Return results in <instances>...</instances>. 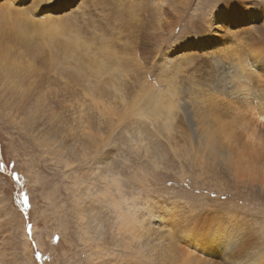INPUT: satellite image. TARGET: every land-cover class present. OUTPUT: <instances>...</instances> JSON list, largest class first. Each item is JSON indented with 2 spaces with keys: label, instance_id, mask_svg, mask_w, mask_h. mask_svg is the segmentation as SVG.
Segmentation results:
<instances>
[{
  "label": "rangeland",
  "instance_id": "374dc122",
  "mask_svg": "<svg viewBox=\"0 0 264 264\" xmlns=\"http://www.w3.org/2000/svg\"><path fill=\"white\" fill-rule=\"evenodd\" d=\"M222 10L227 13L226 16L221 14ZM252 12L258 15L260 13V20L258 17L254 20ZM217 15L221 17L218 18L220 21L214 20ZM30 17L43 19L45 23L36 21L27 25L22 24L30 22ZM249 17L252 18V22L249 21ZM24 18L27 20L24 21ZM263 22L264 0H38L37 2L0 0V78L4 76L0 80V264H102L108 256L110 257V254L107 257L101 254L103 248L108 247L105 246L107 238L111 236L108 232V223L113 221L112 209L108 207L107 202L110 197L106 199L107 193L103 192L105 182L103 183L100 179L103 175L100 170L103 165L117 168L120 185L123 184L121 193L130 195L140 207L148 206V212H157L169 221L176 234L172 243L177 251V264H182L178 256L181 248V258L185 264L198 262V264L203 262L204 264H228V262L231 264L234 259L246 264L249 262L254 264L252 261L256 264L259 260L258 264H264V185L262 184L264 177L259 179L260 183L242 174L235 175L232 169L224 167L222 163L219 164V161L214 159V157L219 159L218 154L222 150L220 145L224 142L223 136L226 134L225 130H221L224 129L221 122L225 121L223 119L227 116L224 105H233V111H235L234 106H238L236 100H241V93L238 91L240 84L253 87L254 80L250 79L252 77L242 80L241 75L237 74H246L242 69L246 65L243 62L244 56L253 62L256 56L264 53V31L258 30ZM42 24L49 25L48 30L44 31L46 36L39 31V26L41 27ZM25 29H27L26 32ZM66 33L79 43L75 48L70 49L65 44ZM20 35H23L25 40ZM48 35L53 36L52 38L57 41L52 40ZM83 46L85 48L88 46V50L83 49ZM103 48L109 49L108 57L104 56ZM235 54L239 56L240 61L234 58ZM105 59L109 61L111 59L113 65L110 67V64H105ZM183 59L188 62H182ZM162 60L171 67L172 65L175 67H172L175 69L173 74L177 69L175 72L177 75H173L172 83L175 82L176 90L181 89L179 92L182 93L177 91L178 96L185 95L186 99H182L183 96L182 100L178 97L176 103H179V100L187 101V105L181 103L182 108L185 107L186 110L190 108L187 112H191L189 116L176 115V119L172 115L169 121L170 128H166L163 119L161 123H156L151 114L152 101L145 98L149 90L155 86L167 89L166 93L172 92V84L168 87L169 89L162 85L166 82V74H171V70L167 72L164 67H161L163 64L165 66ZM51 62L55 64L56 69L61 68L54 70ZM119 63L123 71L126 69L125 74L115 72L116 76L106 73L105 76L103 75L101 69L105 67L112 71L113 67ZM217 63H222V66ZM178 64L181 65L180 68ZM216 64L219 65L218 68ZM62 65H64L63 68ZM97 65L99 67H96ZM90 66H93V69ZM6 67L13 70V76L3 72L9 71ZM64 67L67 69L65 70ZM261 67L264 73V58ZM97 68L101 70V73ZM178 68L182 71H178ZM71 69L73 70L69 74L66 73ZM255 69L256 71H253ZM60 70L63 71L57 72ZM76 70L81 71V74L85 71L88 81L83 79L86 74L79 75L78 79L75 78L77 81L81 80L79 81L81 83L70 80L74 79ZM250 71L257 75L258 71H261L260 66H255ZM88 74H91L93 78ZM207 74L208 77H206ZM190 75L195 79L190 78ZM11 77L15 78L12 83L9 80ZM116 79L118 80L115 81ZM192 79L196 81L195 84L192 83ZM231 84L232 86H229ZM196 87L199 89L196 90ZM194 91H198V94ZM234 92H237V95H234ZM254 93L256 94L252 93L250 99L245 98V100L257 105L260 99L257 96L258 92L254 90ZM52 99L57 102L54 100L53 103ZM187 99L196 102L194 108ZM59 106L62 111L58 109ZM29 107L41 110L45 115H29ZM51 115L56 117L50 118ZM190 117L194 121L192 119L191 121ZM46 118L51 121L47 123L48 125H41L42 119L46 120ZM181 123H185L189 129ZM152 128L155 129L153 132ZM43 130L46 131L43 132ZM207 134L212 137L208 139ZM62 137H65V142L61 141ZM146 139L147 142H145ZM76 140L78 142H75ZM211 140L216 145L214 151L207 147ZM73 142L79 147L78 150L81 149L79 153H72ZM94 142L101 144V150L97 151L98 153L89 149V145H93ZM230 143L233 144V142ZM140 146L142 149L139 148ZM159 147L169 150L168 153L171 156L167 153L166 158L160 157L157 149ZM113 149H115L114 152ZM110 152L111 156L106 164L97 163L98 158ZM121 179L125 181L122 182ZM25 196L27 204L24 203ZM102 196L105 197L102 198ZM147 196L150 198L148 199ZM142 198L148 200V205L143 203ZM95 210L96 214H94ZM143 211L145 210L140 209L141 214ZM174 212H176L175 215ZM187 212L190 218H193L190 222L185 220L183 214ZM236 215L241 217L240 228L234 230L227 228L228 224L231 225L227 219L233 220L232 218ZM81 216L85 217L84 220ZM92 218H96L94 219L96 222L101 220L97 222L99 226ZM193 221L196 222L195 225ZM112 225L114 224H109V227L114 233L116 230L120 231L116 225ZM213 234L215 241H211ZM254 236L257 239L253 238ZM195 241L198 242L201 250L192 247L197 244ZM249 247L253 249L254 257L246 252V249H250ZM110 249L115 252L123 250L119 247ZM186 258H189V261Z\"/></svg>",
  "mask_w": 264,
  "mask_h": 264
},
{
  "label": "bare ground",
  "instance_id": "6f19581e",
  "mask_svg": "<svg viewBox=\"0 0 264 264\" xmlns=\"http://www.w3.org/2000/svg\"><path fill=\"white\" fill-rule=\"evenodd\" d=\"M35 2H37L38 0H34ZM48 1H50V0H48ZM120 1V0H119ZM111 2V1H110ZM163 2V1H162ZM224 2V1H223ZM38 3H41V2H38ZM80 3V2H79ZM83 3H84V1H83ZM159 3V2H158ZM165 2H163V4H164ZM253 3H256V2H254L253 1ZM222 4V3H221ZM82 5V4H81ZM121 5V4H120ZM165 5V4H164ZM257 5V4H256ZM153 6V5H152ZM161 6V5H160ZM183 6V5H182ZM259 6H261V5H259ZM157 7V6H156ZM165 7V6H164ZM224 7V6H223ZM254 7V6H253ZM258 7V6H257ZM262 7H263V5H262ZM94 8V7H93ZM160 8H162V7H160ZM175 8V7H174ZM252 8V7H251ZM142 9V8H141ZM157 9V8H156ZM140 10V9H139ZM141 11V10H140ZM219 11V10H218ZM133 13V12H132ZM2 14V13H1ZM221 14H223V15H225L226 16V14L227 13H225V11L224 10H222V13ZM135 15V14H134ZM206 15V14H205ZM120 16V15H119ZM252 16L254 17V20H255V18H259V20H260V18H261V14L259 13V15L258 14H256V13H254V12H252ZM101 17V16H100ZM210 18H211V16H210ZM218 18H221L220 16H215L214 17V20H217ZM250 18V22H252V18L251 17H249ZM17 19H18V17H17ZM31 21L30 22H24L25 20H27V18H24V23H22V24H24V25H27V23H32V22H36V21H38L39 23H42V22H44L43 21V19H37V18H29ZM207 20H209V19H207ZM219 20V19H218ZM258 20V21H259ZM109 21V20H108ZM135 21V20H134ZM141 21V20H140ZM220 21V20H219ZM121 22V21H120ZM136 22V21H135ZM197 22V21H196ZM45 23V22H44ZM132 23V22H131ZM203 23V22H202ZM206 23V22H205ZM155 24V23H154ZM193 24V23H192ZM208 24V23H207ZM206 24V25H207ZM257 24V23H256ZM199 25V24H198ZM201 25V24H200ZM30 26H31V24H30ZM153 26V25H152ZM37 27H38V25H37ZM48 27H49V25L48 24H42L41 25V27L39 26V31H40V33L41 34H43L44 33V31L47 29L48 30ZM113 27V26H112ZM156 27V26H155ZM191 27V26H190ZM208 27H209V25H208ZM218 27V26H217ZM250 27H251V25H250ZM257 27V26H256ZM19 28H21L20 26H19ZM151 28V27H150ZM189 28V27H188ZM195 28V27H194ZM197 28V27H196ZM195 28V29H196ZM205 28H207V26L205 27ZM214 28V27H213ZM190 29V28H189ZM218 29V28H217ZM244 29V28H243ZM252 29V28H251ZM253 29H254V27H253ZM258 29V28H257ZM199 30V29H198ZM203 30V29H202ZM256 30V29H255ZM258 30H262V31H264V22H263V24H262V26L260 25L259 26V29ZM25 32L27 31V29H25L24 30ZM131 31H133V30H131ZM151 31V30H150ZM204 31V30H203ZM152 32V31H151ZM212 32V31H211ZM253 32H254V30H253ZM256 32V31H255ZM258 32V31H257ZM22 33V32H21ZM46 33V32H45ZM45 33H44V35H45ZM49 33V32H48ZM53 33H55V32H53ZM116 33V32H115ZM140 33V32H139ZM153 33V32H152ZM187 33V32H186ZM204 33V32H203ZM215 33V32H214ZM218 33V32H217ZM18 34H20V33H18ZM23 34V33H22ZM50 34V33H49ZM170 34V33H169ZM201 34V33H200ZM239 34V33H238ZM238 34L236 35V36H238ZM255 34V33H254ZM26 35H27V33H26ZM136 35V34H135ZM138 35V34H137ZM215 35V34H214ZM229 35V34H228ZM235 35V34H234ZM241 35V34H240ZM239 35V36H240ZM250 35H252L251 34V32H250ZM259 35H261V34H259ZM21 36V35H20ZM20 36H19V38H20ZM46 36V35H45ZM49 36V35H48ZM174 36V35H173ZM202 36V35H201ZM209 36V35H208ZM216 36V35H215ZM244 36V35H243ZM1 37V36H0ZM21 37H23V39H24V36L22 35ZM49 37H51V35L49 36ZM53 37V36H52ZM51 37V39L53 40V39H55V38H52ZM68 37V38H67ZM139 37V36H138ZM171 37V36H170ZM229 37H230V35H229ZM66 40H64L65 41V44L66 45H68V47L70 48V49H73V48H75V46H77L79 43L74 39V38H72V37H70V36H68V34L66 33ZM104 38V37H103ZM116 38V37H115ZM173 38V37H172ZM171 38V39H172ZM179 38V37H178ZM210 38V37H209ZM238 38V37H237ZM245 38H247V37H245ZM245 38H244V40H245ZM48 39V38H47ZM111 39V38H110ZM25 40V39H24ZM27 40V39H26ZM56 40V39H55ZM164 40V39H163ZM194 40V39H193ZM243 40V41H244ZM247 40V39H246ZM245 40V41H246ZM57 41V40H56ZM63 41V42H64ZM114 41V40H113ZM171 41V40H170ZM241 41V40H240ZM248 41V40H247ZM254 41V40H253ZM27 42V41H26ZM169 42V41H168ZM173 42V41H172ZM191 42V41H190ZM242 42V41H241ZM19 43V42H18ZM32 43V42H31ZM35 43V42H34ZM178 43V42H177ZM202 43V42H201ZM205 43V42H204ZM236 43H237V41H236ZM250 43V42H249ZM136 44V43H135ZM160 44V43H159ZM3 45V44H2ZM9 45V44H8ZM87 45V44H86ZM131 45V44H130ZM238 45V44H237ZM240 45V44H239ZM243 45V44H242ZM12 46V45H11ZM15 46V45H14ZM29 46V45H28ZM245 46H247V45H245ZM33 47V46H32ZM36 47V46H35ZM38 47V46H37ZM84 47V46H83ZM130 47V46H129ZM154 47V46H153ZM224 47V46H223ZM264 47V46H263ZM40 48V47H39ZM87 48V50H88V46L86 47ZM86 48L84 47L83 49H85L86 50ZM89 48H90V45H89ZM99 48V47H98ZM171 48H173V47H171ZM221 48V47H220ZM227 48V47H226ZM226 48H224V49H226ZM236 48V47H235ZM238 48V47H237ZM246 48V47H245ZM257 48H258V46H257ZM28 49V48H27ZM30 49H31V47H30ZM34 49V48H33ZM82 49V50H83ZM91 49V48H90ZM95 49H97V48H95ZM145 49V48H144ZM233 49V48H232ZM79 50V49H78ZM222 50V49H221ZM261 50V49H260ZM259 50V51H260ZM94 51V50H93ZM99 51V50H98ZM160 51V50H159ZM222 51H224V52H227V51H225V50H222ZM239 51V50H238ZM202 52V51H201ZM233 52H235V51H233ZM245 52V51H244ZM247 52V51H246ZM253 52V51H252ZM262 52V51H261ZM90 53H91V51H90ZM213 53H215V52H213ZM223 55H224V53L223 52H221ZM248 53V52H247ZM103 54H104V56L105 55H107V57L109 56V54H110V52H109V49L107 48H103ZM180 54V53H179ZM197 54V53H196ZM210 54V53H209ZM226 54V53H225ZM228 54V53H227ZM230 54V53H229ZM264 53H262V55H258V56H256L255 58V60H253V62L250 60V59H248V58H246V56H244L245 58V61H243L244 63H246V65H245V68L243 67L242 69L245 71V73L246 74H241V73H238L237 75H241V78H242V80H247L249 77H252V78H250V79H253L254 80V84H253V87H251V86H249V85H245V84H240L241 86L239 87V92L241 93V100H239V99H237L236 100V102H238V106L237 107H235L234 106V108H235V111H233L234 109H233V105H224L226 108H225V114H227V116H226V118L229 116L230 118H224L223 120H225V121H223V122H221V124H222V126H224V129H221V130H225L226 131V134H225V136H223V137H225L224 138V142L220 145V148L222 149L221 150V152H219L220 154H218V157H219V159L218 158H216V157H214V159H215V161H219V164L220 163H222L223 165H224V167L225 166H227V168H229V169H232L233 170V172H235L234 174L235 175H237V174H242V175H244V176H246L247 178H250V180H258L260 183H261V180H259L261 177H264V73L262 72V67H261V63H262V61H263V58H264V55H263ZM76 55V54H75ZM80 55V54H79ZM213 55H215V54H213ZM217 55V54H216ZM249 55V54H248ZM10 56V55H9ZM72 56V55H71ZM234 56H236V57H234V58H236V59H239V61H240V58H239V56L237 55V54H235ZM250 56V55H249ZM106 57V56H105ZM159 57V56H158ZM196 57V56H195ZM209 57V56H208ZM217 57V56H216ZM216 57H214V59L216 58ZM219 57V56H218ZM233 57V56H232ZM243 57V56H242ZM241 57V58H242ZM60 58V57H59ZM97 58V57H96ZM165 58V57H164ZM199 58H201V57H199ZM212 58V57H211ZM228 58V57H227ZM229 58H231V57H229ZM72 59V58H71ZM77 60H78V58H76ZM102 59V58H101ZM157 59V58H156ZM196 59H198L197 57H196ZM202 59V58H201ZM235 59V60H236ZM52 60V59H51ZM61 60V59H60ZM63 60V59H62ZM106 60V59H105ZM104 60V61H105ZM127 60V59H126ZM138 60H139V58H138ZM166 60V59H165ZM164 60V61H165ZM188 60V59H187ZM189 60H192V59H189ZM205 60V59H204ZM216 60V59H215ZM219 60H221V59H219ZM59 61V60H58ZM58 61H56V62H58ZM163 61V60H162ZM163 61V62H164ZM186 61V59H183V61L182 62H185ZM193 61V60H192ZM194 61H195V59H194ZM206 61V60H205ZM216 61H218V59L216 60ZM224 61V60H223ZM222 61V62H223ZM230 61V60H229ZM55 62V63H56ZM62 62V61H61ZM64 62V61H63ZM70 62H71V60H70ZM77 62V61H76ZM112 61H111V59H110V61L109 60H106V62H104L105 64H110V67H111V65H113L112 63H111ZM166 62V61H165ZM164 62V63H165ZM186 62H188V61H186ZM201 62V61H200ZM221 62V61H220ZM228 62V61H227ZM233 62V61H232ZM96 63H97V60H96ZM96 63H94L95 65H96ZM100 63V62H99ZM149 63V62H148ZM199 63V62H198ZM229 63H231V62H229ZM240 63H242V62H240ZM51 64L53 65V62H51ZM59 64V63H58ZM68 64V63H67ZM71 64V63H70ZM90 64V63H89ZM101 64V63H100ZM136 64V63H135ZM140 64H141V62H140ZM192 64V63H191ZM196 64V63H195ZM217 64H219V63H217ZM217 64H216V67L218 68L219 67V65L220 66H222L221 64H219L218 66H217ZM49 65V64H48ZM51 65V66H52ZM55 65V64H54ZM54 65H53V67H54ZM78 65V64H77ZM94 65V66H95ZM144 65V64H143ZM147 65V64H146ZM179 65V64H178ZM196 65H198V64H196ZM213 65H215V63L213 62ZM223 65H225V64H223ZM263 65V64H262ZM10 66V65H9ZM19 66V65H18ZM45 66V65H44ZM58 66V65H57ZM61 66V65H60ZM63 66L64 65H62V68H63ZM67 66V65H66ZM102 66V65H101ZM122 66H124V65H122ZM160 66V65H159ZM180 66L181 65H179V68H180ZM183 66H185V65H183ZM255 66H260V70L261 71H258V73L259 74H257V75H254V72L253 71H256V69L255 70H253L252 72L250 71L251 69H254V67ZM1 67V66H0ZM91 67V66H90ZM93 67V66H92ZM91 67V68H92ZM96 67H99L98 65L96 66ZM116 67V68H115ZM115 67H113V69L114 70H112V71H109V69L108 68H105L104 67V69H101L102 71H103V75L106 73V74H108V75H113V76H116V73L115 72H121V74L123 75V73L125 74V70L123 71L121 68H120V63L119 64H117V65H115ZM156 67V66H155ZM162 68L164 67L165 68V70L168 72V70H171V74H166V82L165 83H162L161 81H159L160 83H162V85L164 86V87H170L171 86V84H172V92H168L169 93V95H167L168 93H166L167 91H165V90H167V89H163V87L162 88H157L156 86L153 88V89H150L149 90V92L145 95L146 97V100H151L152 101V106H151V109H152V112H151V114L154 116V118H155V120H156V123H161L162 121H161V119H163V120H165V123H166V128H170L169 126V121H170V119H171V117H172V115H174V117H175V119H176V115H190V113L189 112H187V111H189V109L188 110H186V108L185 107H183L182 108V104L181 103H186L185 105H187V101H185V102H182L181 100L183 99V98H185L186 99V97H185V95H182V94H180V96L182 97V99H181V97H179L178 96V93H182V92H179V90H181L180 88L179 89H177L176 90V88H177V86H175V82H173L172 83V81H173V75L174 74H176L175 72L177 71V69H176V71L174 72V74H173V69L175 68L173 65H172V67H174L173 69H172V67L170 66V65H168L167 63H165V66H164V64L161 66ZM178 67V66H177ZM176 67V68H177ZM197 67H199V66H197ZM201 67H202V65H201ZM238 67V66H237ZM7 68V67H6ZM5 68V69H6ZM59 68H61V67H58L57 69H59ZM73 68V67H72ZM123 68H125V67H123ZM128 68V67H127ZM135 68V67H134ZM148 68V67H147ZM178 68V71L180 70V71H182L183 70V67H182V70L181 69H179ZM204 68V67H203ZM202 68V69H203ZM228 68V67H227ZM4 69V70H5ZM41 69V68H40ZM56 68L54 67V70H55ZM56 69V70H57ZM64 69H65V67H64ZM67 69V68H66ZM65 69V70H66ZM93 69V68H92ZM94 69H95V67H94ZM98 69V68H97ZM96 69V70H97ZM129 69V68H128ZM187 69H189V68H187ZM208 69V68H207ZM241 69V70H242ZM249 69V70H248ZM2 70H3V68H2ZM1 70V71H2ZM7 70H9V71H3L4 73H6V72H8V73H10V75L11 76H13L14 75V73H13V70L12 69H10V68H7ZM73 69H71V70H67L66 71V73L68 72V74H69V72L70 71H72ZM80 70V69H79ZM95 70V71H96ZM99 70V69H98ZM101 70H99V73H101L100 71ZM163 70V69H162ZM175 70V69H174ZM197 70V69H196ZM206 70V69H205ZM204 70V71H205ZM215 70V69H214ZM220 70V69H219ZM229 70V69H228ZM238 71H239V69H237ZM242 70V71H243ZM51 71V70H50ZM63 71V70H62ZM61 70L60 71H57V72H62ZM75 71V70H74ZM77 71V70H76ZM94 71V72H95ZM131 71V70H130ZM158 71V70H157ZM190 71V70H189ZM210 70H208V72H209ZM216 71V70H215ZM223 72H224V70H222ZM90 72H92L91 70H90ZM129 72V71H128ZM159 72V71H158ZM187 72V71H186ZM192 73H193V71H191ZM190 72V73H191ZM229 72V71H228ZM231 72V71H230ZM233 72V71H232ZM234 72H235V70H234ZM63 73H65V72H63ZM74 73V72H73ZM99 73H97V75H99ZM134 73V72H133ZM237 73V72H236ZM1 74V73H0ZM67 74V76H69ZM84 74H86L85 73V71H84V73L82 72V74H81V71H77V72H75V76H74V79H70V80H76V79H78V76L79 75H83L84 76ZM119 74V73H118ZM140 74V73H139ZM187 74V73H186ZM2 75H3V73H2ZM9 75V76H10ZM50 75V74H49ZM61 75V74H60ZM63 75V74H62ZM71 75V74H70ZM74 75V74H73ZM130 75V74H129ZM132 75V74H131ZM177 75V74H176ZM205 75V74H204ZM215 75H216V73H215ZM72 76V75H71ZM83 76H82V78H83ZM87 74L84 76V78L83 79H86L87 81H88V79H87ZM88 76H90V77H92V75L90 74H88ZM96 76V75H95ZM94 76V77H95ZM99 76H101L102 77V75H99ZM105 76V75H104ZM183 76V75H182ZM186 77H187V75H185ZM197 76V75H196ZM201 76V75H200ZM217 76V75H216ZM231 76H233V75H231ZM236 76V75H235ZM4 76H2L1 78H3ZM97 77V76H96ZM96 77H95V80H96ZM119 77V76H118ZM121 77V76H120ZM153 77V76H152ZM185 77V78H186ZM189 77V76H188ZM193 77V76H192ZM191 77V75H190V78H192ZM197 77H199V76H197ZM202 77V76H201ZM206 77H208V74H207V76ZM1 78H0V80H1ZM7 78V77H6ZM46 78V77H45ZM71 78H73V77H71ZM76 78V79H75ZM81 77H79V79H80ZM81 78V79H82ZM93 78V77H92ZM91 78V79H92ZM116 78V77H115ZM126 78V77H125ZM124 78V79H125ZM140 78V77H139ZM194 78V77H193ZM230 78V77H229ZM235 78H239V77H235ZM240 78V79H241ZM33 79V78H32ZM136 79V78H135ZM189 79V78H188ZM195 79V78H194ZM194 79H192L193 80V82L192 83H194L195 84V82H194ZM197 79V78H196ZM208 79V78H207ZM211 79V78H210ZM228 79V78H227ZM9 80H11V83L15 80V78L14 77H11V79H9ZM69 80V79H68ZM86 80H82L83 82L84 81H86ZM90 80V79H89ZM118 79H116L115 81H117ZM146 80V79H145ZM215 80V79H214ZM223 80V79H222ZM221 80V81H222ZM32 81V80H31ZM54 81V80H53ZM57 81V80H56ZM77 81V80H76ZM79 81H81V80H78L77 82L78 83H81V82H79ZM133 81H134V79H133ZM155 81H156V79H155ZM175 81V80H174ZM226 81V80H225ZM236 81V80H235ZM249 81V80H248ZM251 81V80H250ZM257 81H258V85H257ZM2 82V81H1ZM5 82V81H4ZM70 82V81H69ZM77 82H75V83H77ZM101 83H102V81H100ZM100 82H99V84H100ZM113 82H114V78H113ZM135 82V81H134ZM177 82V81H176ZM188 82V81H187ZM190 82V81H189ZM201 82V81H200ZM218 82V81H217ZM228 82V81H227ZM226 82V83H227ZM232 83H233V81H231ZM231 82H229V83H231ZM7 83V82H6ZM10 83V82H9ZM36 83V82H35ZM57 83V82H56ZM109 83V82H108ZM111 83V82H110ZM191 83V82H190ZM191 83V84H192ZM203 83V82H202ZM205 83V82H204ZM216 83V82H215ZM240 83V82H239ZM263 83V84H262ZM95 84H96V82H95ZM98 84V85H99ZM103 84H105V83H103ZM133 84V83H132ZM179 84H180V80H179ZM183 84H185V83H183ZM186 84H188L189 85V83H186ZM3 85V84H2ZM93 85V84H92ZM125 85V84H124ZM177 85V84H176ZM197 85V84H196ZM203 85V84H202ZM217 85V84H216ZM222 85V84H221ZM228 85V84H227ZM4 86V85H3ZM11 86V85H10ZM96 86V85H95ZM180 86V85H179ZM199 86H201V84L199 85ZM223 86V85H222ZM226 86V85H225ZM229 86H232V84L231 85H229ZM233 86L234 87H236L234 84H233ZM6 87V86H5ZM100 87V86H99ZM123 87V86H122ZM207 87V86H206ZM205 87V88H206ZM213 87H215V85L213 86ZM212 87V88H213ZM258 87V88H257ZM2 88V87H1ZM98 88V87H97ZM189 88V87H188ZM209 88V87H208ZM76 89V88H75ZM84 89V88H83ZM169 89V88H168ZM187 89V88H186ZM185 89V90H186ZM197 89H199V87H196V90ZM214 89V88H213ZM230 89H232V88H230ZM2 90H4V89H2ZM176 92H175V91ZM185 90H183V91H185ZM188 90V89H187ZM203 90H205L204 88H203ZM212 90V89H211ZM215 90V89H214ZM218 90V89H217ZM216 90V91H217ZM228 90V89H227ZM234 90V89H233ZM232 90V91H233ZM254 90L256 91V92H258V97H259V99L260 100H258V104L257 105H255L253 102H250V101H247V99L245 100V98H249L251 95H252V93L253 94H256V93H254ZM177 91H178V93H177ZM207 91V90H206ZM235 91V90H234ZM5 92V91H4ZM3 92V93H4ZM126 92V91H125ZM190 92H191V90H190ZM195 92V91H194ZM198 92V91H197ZM197 92H195V93H197ZM201 92H203V91H201ZM221 92V91H220ZM223 92V91H222ZM192 93V92H191ZM204 93V92H203ZM214 93V92H213ZM218 93V92H217ZM228 93V92H227ZM235 94L234 95H237L236 93L237 92H234ZM2 94V93H1ZM198 94V93H197ZM205 94H207L206 92H205ZM2 95H4V94H2ZM190 95V94H189ZM194 95V94H193ZM199 95H200V93H199ZM219 95V94H218ZM58 96V95H57ZM195 96V95H194ZM203 96H205V95H203ZM209 97V95H206V97ZM211 96V95H210ZM229 96H231V95H229ZM239 96H240V94H239ZM8 97V96H7ZM10 97V96H9ZM134 97V96H133ZM179 97V98H178ZM192 97V96H191ZM196 97V96H195ZM200 97H202V96H200ZM218 97V96H217ZM232 97V96H231ZM15 98V97H14ZM50 98V97H49ZM49 98H48V101H49ZM55 98V97H54ZM67 98V97H66ZM72 98V97H71ZM138 98V97H137ZM177 98L178 99H181V100H179V103H176V101H177ZM56 99V98H55ZM54 99V100H55ZM189 99V98H188ZM187 99V100H188ZM197 99V98H196ZM200 98H198V100H199ZM217 99H219V98H217ZM224 99V98H223ZM222 99V100H223ZM250 99V98H249ZM252 99V98H251ZM5 100H6V98H5ZM53 99H52V102L54 101ZM204 100V99H203ZM206 100V99H205ZM213 100H215V99H213ZM44 101H47V100H44ZM56 101V100H55ZM181 101V102H180ZM189 101V100H188ZM218 101H221V99H219ZM235 101V100H234ZM57 102V101H56ZM141 102V101H140ZM139 102V103H140ZM148 102V101H147ZM199 102V101H198ZM54 103V102H53ZM167 103V104H166ZM189 103H190V105L194 108V106H195V103L196 102H193L192 100L191 101H189ZM207 103L209 104V102H208V100H207ZM206 103V104H207ZM214 103V102H213ZM216 103H218V102H216ZM7 104V103H6ZM56 104V103H55ZM133 104H134V100H133ZM138 104V103H137ZM207 104V105H208ZM224 104V103H223ZM234 104V103H233ZM11 105H13V104H11ZM130 105V104H129ZM166 105V106H165ZM198 105V104H197ZM217 105V104H216ZM21 106H25L26 107V105H24V104H21ZM133 106V105H132ZM148 106H149V103H148ZM190 106V107H191ZM206 106V105H205ZM229 106V107H228ZM11 107V106H10ZM134 107V106H133ZM140 107V106H139ZM138 107V108H139ZM169 107L171 108V109H169ZM188 107V106H187ZM208 107H210V106H208ZM216 107H218V106H216ZM13 108V107H12ZM60 108V106L58 107V109ZM129 108H132V107H129ZM136 108V107H135ZM219 108V107H218ZM149 109V108H148ZM200 109V108H199ZM210 109V108H209ZM213 109V108H212ZM59 110H61V109H59ZM129 110V109H128ZM200 110H202V109H200ZM205 110V109H204ZM213 110H216L217 111V109H213ZM212 110V111H213ZM219 110H221V108L219 109ZM62 111V110H61ZM141 111V110H140ZM207 111V110H206ZM216 111H214V112H216ZM233 111V112H232ZM130 112H132V111H130ZM148 112V111H147ZM203 112V111H202ZM201 112V113H202ZM221 112V111H220ZM189 113V114H188ZM28 114L29 115H45V113L43 112V111H41V110H34V109H32V107H29V109H28ZM125 114V113H124ZM131 114V113H130ZM197 114V113H196ZM203 114H205V112L203 113ZM208 114V113H207ZM206 114V115H207ZM222 114V113H221ZM206 115H204L205 117H206ZM212 115V114H211ZM142 116H145V115H142ZM202 116V115H201ZM203 116V117H204ZM218 116V115H217ZM222 116V115H221ZM46 117H47V115H46ZM56 117V115H51L50 116V118H55ZM195 117H197V116H195ZM209 117V116H208ZM48 118V117H47ZM46 118V120H44V119H42V123H41V125H46L48 122H50L51 120L50 119H47ZM122 118H123V116H122ZM126 117H124V119H125ZM137 118V117H136ZM182 118V117H181ZM186 118V117H185ZM199 118V117H198ZM197 118V119H198ZM179 119V118H178ZM183 119V118H182ZM181 119V120H182ZM192 118L190 117V120H191ZM207 119V118H206ZM154 120V119H153ZM183 120H185V119H183ZM193 120V119H192ZM191 120V121H192ZM205 120V119H204ZM161 121V122H160ZM172 121V120H171ZM179 121V120H178ZM186 121V120H185ZM188 121V120H187ZM194 121V120H193ZM140 123H141V121H139ZM144 122V121H143ZM148 122H150V121H148ZM154 122V121H153ZM174 122V121H173ZM146 123V122H145ZM177 124L179 123V122H176ZM176 123H175V125H176ZM195 123V122H194ZM193 123V124H194ZM207 123V122H206ZM212 123V122H211ZM148 124V123H147ZM150 124H152V123H150ZM155 124V123H154ZM182 124V126H183V124H185V123H181ZM197 124H198V122H197ZM201 124V123H200ZM203 124V123H202ZM205 124V123H204ZM208 124V123H207ZM220 124V125H221ZM48 125V124H47ZM144 125V124H143ZM199 125V124H198ZM213 125V124H212ZM149 126V125H148ZM187 125L185 124V127H186ZM189 126V125H188ZM193 126V125H192ZM209 126V125H208ZM208 126H207V129H208ZM141 127H143V126H141ZM151 127V126H150ZM164 127H165V125H164ZM181 127V126H180ZM210 127V126H209ZM144 128V127H143ZM187 128V127H186ZM191 128V127H190ZM197 127L195 126V129H196ZM198 128H200V127H198ZM187 129H189V128H187ZM193 129V128H192ZM202 130L204 129V128H201ZM211 129V128H210ZM209 129V130H210ZM143 130H146V129H143ZM149 130H151V129H149ZM155 130V129H154ZM153 130V128H152V132L154 131ZM157 130H158V128H157ZM156 130V131H157ZM171 130H172V127H171ZM205 130V129H204ZM46 130H43V132H45ZM141 131V130H140ZM179 131V130H178ZM190 131H192V130H190ZM196 131V130H195ZM198 131H200V130H198ZM206 131V130H205ZM214 131V130H213ZM143 132V131H142ZM181 132V131H180ZM193 132V131H192ZM207 132H209V131H207ZM223 132V131H222ZM149 133V132H148ZM183 133H185V132H183ZM193 133H195V132H193ZM204 134H205V132H203ZM212 133V132H211ZM214 133H218V132H214ZM225 133V132H224ZM150 134V133H149ZM197 134H198V132H197ZM196 134V135H197ZM200 134V133H199ZM223 134V133H222ZM126 135V134H125ZM138 135V134H137ZM140 135H141V132H140ZM172 135V134H171ZM190 135H192V134H190ZM189 135V136H190ZM203 135V134H202ZM208 135V134H207ZM101 136V135H100ZM159 136V135H158ZM161 136V135H160ZM175 136V135H174ZM198 136H200V135H198ZM209 136V135H208ZM102 137V136H101ZM146 137H147V135H146ZM151 137V136H150ZM155 137V136H154ZM182 137V136H181ZM180 137V138H181ZM192 137V136H191ZM194 137V136H193ZM201 137V136H200ZM212 137V136H211ZM210 136L208 137V139L209 138H211ZM104 138V137H103ZM130 138V137H129ZM147 138H149V137H147ZM163 138V137H162ZM168 138V137H167ZM176 138V137H175ZM183 138H185V137H183ZM196 138V137H195ZM205 138V137H204ZM203 138V139H204ZM138 139H139V137H138ZM155 139V138H154ZM186 139V138H185ZM205 139H207V138H205ZM218 139V138H217ZM141 140H143V138L141 139ZM151 140V139H150ZM158 140V139H157ZM160 140V139H159ZM164 140H165V138H164ZM177 140V139H176ZM195 140V139H194ZM193 140V141H194ZM197 140V139H196ZM200 140H201V138H200ZM213 140V139H212ZM212 140L209 142V141H206V142H209V145L207 146V147H209L210 148V150H212V151H214V150H216V145H215V143L214 142H212ZM61 141H66L65 140V137H62L61 138ZM145 141V140H144ZM156 141V140H155ZM165 141H167V140H165ZM181 141V140H180ZM216 141H218V140H216ZM234 141H235V143H234ZM75 142H78V140H76ZM75 142H73V149H71V151H72V153L73 154H75V153H79L80 152V150H78V148L79 147H77V145L76 144H74ZM139 142V141H138ZM141 142H143V141H141ZM145 142H147V139H146V141ZM163 142V141H162ZM187 142V141H186ZM191 142H192V140H191ZM195 142V141H194ZM199 142V141H198ZM202 141H200V143H201ZM205 142V141H204ZM230 142H233V144H231ZM59 143V142H58ZM150 143V142H149ZM159 143V142H158ZM161 143V142H160ZM173 143V142H172ZM175 143H176V141H175ZM183 143V142H182ZM219 143H220V141H219ZM60 144V143H59ZM65 144V143H64ZM89 144H90V142H89ZM106 144V143H105ZM105 144H104V146H105ZM151 144V143H150ZM187 144V143H186ZM204 144V143H203ZM66 145V144H65ZM114 145V144H113ZM136 145H137V143H136ZM142 145H143V143H142ZM149 145V144H148ZM148 145H147V148H149L150 149V147H148ZM156 145V144H155ZM183 145V144H182ZM199 145V144H198ZM103 146V147H104ZM108 146V145H107ZM106 146V147H107ZM138 146H139V144H138ZM144 146V145H143ZM156 146H158V145H156ZM188 146H189V144H188ZM64 147V146H63ZM70 147V146H69ZM86 147H88V146H86ZM134 147H137V146H134ZM144 147H146V145L144 146ZM163 147V146H162ZM162 147H159V148H157L158 149V151H159V155H160V157L162 156L163 158H166V155H167V153H168V151L166 150V149H164L165 148V146H164V148H162ZM180 147V146H179ZM190 147V146H189ZM65 148V147H64ZM139 148H141V146L139 147ZM146 148V149H147ZM192 148H193V146H192ZM195 148V147H194ZM199 148V147H198ZM68 149V148H67ZM70 149V148H69ZM82 149H83V147H82ZM89 149H91V151L92 150H95V151H93V152H95V153H98L97 151H100L101 150V144L100 143H98V142H94L93 143V145H89ZM137 149V148H136ZM142 149V148H141ZM140 149V150H141ZM183 149H185V148H183ZM189 149V148H188ZM201 149V148H200ZM135 150V149H134ZM196 150V149H195ZM66 151V150H65ZM70 151V150H69ZM142 151V150H141ZM143 151H145L144 149H143ZM150 151V150H149ZM170 151H172V150H170ZM181 151V150H180ZM187 151V150H186ZM201 151H202V149H201ZM212 151H211V153H212ZM217 151H219V150H217ZM192 152H194L193 150H192ZM204 152V151H203ZM58 153H60V152H58ZM71 153V154H72ZM95 153H93V155L95 154ZM103 153V152H102ZM156 153V152H155ZM147 154V153H146ZM150 154V153H149ZM168 154H170V153H168ZM179 154H180V152H179ZM101 155V154H100ZM129 155V154H128ZM153 156H157V155H155V154H152ZM204 155V154H203ZM104 156V155H103ZM170 156H171V154H170ZM183 156H186V155H183ZM189 156V155H188ZM187 156V157H188ZM90 157V156H89ZM168 157V156H167ZM87 158V157H86ZM141 158V157H140ZM147 158V157H146ZM101 158H98V160H100ZM155 159V158H154ZM158 159V158H157ZM168 159V158H167ZM217 159V160H216ZM129 160H131V159H129ZM161 160V159H160ZM164 160H166V159H164ZM172 160V159H171ZM221 160V161H220ZM156 161H158V160H156ZM169 162H171L170 160H168ZM180 161V160H179ZM212 161V160H211ZM122 162V161H121ZM161 162V161H160ZM173 162H175V161H173ZM153 163V162H152ZM183 163H185V162H183ZM105 164H106V162H105ZM179 164V163H178ZM178 164H176V165H178ZM97 165V164H96ZM95 165V166H96ZM108 165V164H107ZM111 165V164H110ZM127 165V164H126ZM165 165H168V164H165ZM173 165V164H172ZM118 166V165H117ZM116 166V167H117ZM174 166V165H173ZM98 168V167H97ZM180 168V167H179ZM115 169V170H114ZM139 169V168H138ZM137 169V170H138ZM173 169H174V167H173ZM178 169V168H177ZM229 169H228V171H229ZM101 174H103V175H101V177L102 178H100V179H102V181H103V183H104V186H105V189H103V192H105V193H107L106 194V199H109L108 197H110V199L109 200H107V202H108V207L109 208H111L112 209V213H113V221H109V223H108V229H109V231L108 232H110V234H111V236H109L108 238H107V240H106V244H105V246L107 245L108 247H110V248H114V247H119V249L121 248V249H123V250H120V252H115V251H112L110 248H108L107 247V249L106 248H103V250L101 251V254H104L105 255V257H107L109 254L111 255L110 257L108 256V258L107 259H105L104 260V262L102 263V264H177V259H176V257H177V251H175V245L172 243L173 242V240H174V237L176 236V234H175V232H174V229L171 227V225L169 224V221H166V218H164V216H162L161 214H158L157 212L155 213V216H154V213H151V212H148L147 211V209L149 208L148 206H145V207H143V206H139L136 202H134L132 199L133 198H131V196L130 195H127L126 193H121L122 192V187L121 186H123V184H121L120 185V181H119V172H118V170H117V168H115V167H112V166H101ZM181 170V169H180ZM212 170V169H211ZM214 170V169H213ZM220 171H221V169H220ZM223 171V170H222ZM96 172H99V171H96ZM95 172V173H96ZM103 172V173H102ZM138 172V171H137ZM141 172V171H140ZM182 172V171H181ZM230 173H232V172H230ZM237 173V174H236ZM93 174V173H92ZM98 174V173H97ZM223 174H225V173H223ZM226 175V174H225ZM231 175H233V174H231ZM118 176V177H117ZM144 176H146V175H144ZM229 176V175H228ZM243 176V177H244ZM141 177V176H140ZM253 177V178H252ZM117 178V179H116ZM142 178H144V177H142ZM233 178V177H232ZM124 179V178H123ZM235 179H236V177H235ZM121 181H122V179H121ZM125 181V180H124ZM124 181H122V182H124ZM137 181V180H136ZM141 181V180H140ZM191 181V180H190ZM121 182V183H122ZM236 182V181H235ZM244 182V181H243ZM246 182V181H245ZM251 182V181H250ZM257 182V181H256ZM240 184V183H239ZM263 185H264V182L262 183ZM125 185V184H124ZM182 185V184H181ZM262 185V186H263ZM142 186V185H141ZM144 186V185H143ZM247 186V185H246ZM99 187V186H98ZM142 188V187H141ZM191 188V187H190ZM239 188V187H238ZM264 188V187H263ZM254 189V188H253ZM183 190H185V189H183ZM264 190V189H263ZM126 191V190H125ZM143 192V191H142ZM199 192V191H198ZM137 193V192H136ZM148 193V192H147ZM96 194V193H95ZM129 194V193H128ZM140 194V193H139ZM264 194V193H263ZM98 195V194H97ZM100 195V194H99ZM145 195H147V194H145ZM85 196V195H84ZM88 196H90V195H88ZM94 196V195H93ZM142 196V195H141ZM144 196V195H143ZM78 197V196H77ZM97 197V196H96ZM95 197V198H96ZM103 197H105V196H102V198ZM148 197V196H147ZM140 198V197H139ZM150 197H148V199H149ZM96 199H98V197L96 198ZM105 199V198H104ZM103 199V200H104ZM144 199H145V197H144ZM143 198H142V200H144ZM155 199V198H154ZM135 200V199H134ZM142 200H140V201H142ZM159 200V199H158ZM95 202H96V200H94ZM106 201V200H105ZM136 201V200H135ZM169 201V200H168ZM93 202V201H92ZM99 202V201H98ZM106 202V203H107ZM153 202V201H152ZM97 203V202H96ZM144 204H147L148 205V200H144V202H143ZM241 203V202H240ZM247 203V202H246ZM92 204H94V203H92ZM162 204V203H161ZM241 204H243V203H241ZM181 205V204H180ZM259 205V204H258ZM261 205V204H260ZM96 206H98L97 204H96ZM101 206V205H100ZM174 206V205H173ZM177 206V205H176ZM152 207V206H151ZM150 207V208H151ZM155 207V206H154ZM159 207V206H158ZM163 207L164 208H166L165 207V205H163ZM183 207V206H182ZM93 208V207H92ZM100 208V207H99ZM156 208V207H155ZM183 208H186V207H183ZM192 208V207H191ZM140 209H142V210H145V211H143L142 212V214L140 213ZM152 209H154V208H152ZM163 209V208H162ZM161 209V210H162ZM176 209V208H175ZM149 210V209H148ZM165 210V209H164ZM172 210V209H171ZM179 210V209H178ZM262 210V209H261ZM98 211V210H97ZM152 211H154V210H152ZM157 211V210H156ZM168 211V210H167ZM170 211V210H169ZM174 211V210H173ZM182 211V210H181ZM145 212V213H144ZM159 212V211H158ZM179 212V211H178ZM262 212V211H261ZM91 214L93 213V212H90ZM164 213H165V211H164ZM166 213H168V212H166ZM170 213V212H169ZM172 213V212H171ZM180 213V212H179ZM215 213V212H214ZM219 213H221V212H219ZM94 214H96V210H95V213ZM97 214H100L101 215V213H97ZM176 214V212H174V215ZM184 215H185V220L186 221H191L193 218H190V215H189V213L187 212V214H185V213H183ZM198 214V213H197ZM218 214V213H217ZM239 214V213H238ZM241 214V213H240ZM258 214V213H257ZM86 215H88V214H86ZM224 215V214H223ZM230 215V214H229ZM83 216V215H82ZM81 216V217H82ZM89 216V215H88ZM91 216V215H90ZM94 216V215H93ZM99 216V215H98ZM104 216V215H103ZM103 216H101V217H103ZM95 217V216H94ZM179 217H181V216H179ZM179 217H177V218H179ZM192 217V216H191ZM195 217V216H194ZM263 217V216H262ZM261 217V218H262ZM83 218H85V217H82L81 219H83ZM96 218H97V215H96ZM96 218H94V219H96ZM104 218V217H103ZM174 218V217H173ZM245 218V217H244ZM256 218V217H255ZM264 218V217H263ZM93 219V218H92ZM93 219V221H95ZM101 219V218H100ZM106 219H107V217H106ZM196 219H198V217H196ZM218 219V218H217ZM221 219V218H220ZM233 220H231V218H229V219H227V222L229 223H231V225L229 226V224H228V226H227V228H229V229H239L240 228V226H241V223H240V219H241V217H239V215L237 216L236 215V217L234 216L233 218H232ZM247 219V218H246ZM84 220V219H83ZM98 220H99V218H98ZM168 220V219H167ZM180 220V219H179ZM198 220H200V219H198ZM101 221V220H100ZM100 221H97V222H100ZM215 221H217V220H215ZM80 222V221H79ZM87 222V221H86ZM88 222H90L89 220H88ZM96 222V221H95ZM97 222L95 223L97 226H99L98 224H97ZM174 222V221H173ZM220 222V221H219ZM226 222V221H225ZM106 223V222H105ZM193 223H194V225H195V223L196 222H194L193 221ZM243 223V222H242ZM109 224H114V225H116L117 226V229H120V231L118 232V230H116V228H115V232L116 233H114L111 229H110V227H109ZM217 224V223H216ZM226 224V223H225ZM94 225V224H93ZM102 225V224H101ZM114 225H112V226H114ZM173 226V225H172ZM178 226H180L179 224H178ZM190 227V226H189ZM245 227V226H244ZM247 227V226H246ZM93 228V227H92ZM91 228V229H92ZM100 228V227H99ZM113 228V227H112ZM188 228V227H187ZM196 228V227H195ZM252 228V227H251ZM245 229V228H244ZM254 229V228H253ZM99 230V229H98ZM176 230V229H175ZM192 230V229H191ZM219 230V229H218ZM232 230V231H233ZM246 230V229H245ZM258 230V229H257ZM189 231V230H188ZM214 231V230H213ZM213 231H212V233H213ZM222 231V230H221ZM236 231V230H235ZM243 231V230H242ZM241 231V232H242ZM246 232V231H245ZM251 232V231H250ZM264 232V231H263ZM182 233V232H181ZM222 233V232H221ZM224 233V232H223ZM237 233H239L238 231H237ZM109 234V233H108ZM178 234V233H177ZM190 234V233H189ZM216 234V233H215ZM249 234V233H248ZM255 234V233H254ZM253 234V235H254ZM188 235V234H187ZM238 235V234H237ZM240 235V234H239ZM238 235V236H239ZM252 235V236H253ZM94 236V235H93ZM190 236H191V234H190ZM213 236H214V234H213ZM236 236V235H235ZM247 236V235H246ZM97 237V236H96ZM145 237H147V238H145ZM200 237V236H199ZM244 237V236H243ZM261 237V236H260ZM95 238V237H94ZM98 238V237H97ZM246 238V237H245ZM251 238V237H250ZM253 238H255V236L253 237ZM102 239V238H101ZM200 239V238H199ZM215 236L213 237V238H211V241H215ZM255 239H257V237L255 238ZM98 240V239H97ZM105 240V239H104ZM246 240V239H245ZM250 240V239H249ZM96 241V240H95ZM100 241V240H99ZM234 241H236V240H234ZM197 244H194V245H192V247L195 249V248H198V249H200L201 247L199 246V244H198V242L197 241H195ZM246 242V241H245ZM252 242H253V240H252ZM251 242V243H252ZM258 243V242H257ZM102 244V243H101ZM224 244V243H223ZM245 245V244H244ZM251 246H252V244H251ZM255 246V245H254ZM257 246H258V244H257ZM256 246V247H257ZM177 248H179V247H177ZM250 248V247H249ZM255 248V247H254ZM119 249H117V251L119 250ZM190 249V248H189ZM237 249H238V247H237ZM236 249V250H237ZM262 249V248H261ZM113 250H115V249H113ZM181 250H182V248H181ZM181 250H179L180 252H179V258H180V260L182 261V264H185L184 263V261H183V259L181 258ZM201 250V249H200ZM235 250V251H236ZM256 250V249H255ZM258 250V249H257ZM192 251V250H191ZM96 252V251H95ZM94 252V253H95ZM193 252V251H192ZM234 252V251H233ZM246 252L251 256V257H254V254L252 253L253 252V249H246ZM256 251H254V253H255ZM260 252V251H259ZM263 252V251H262ZM93 253V252H92ZM264 253V252H263ZM97 254V253H96ZM231 254V253H230ZM237 254H238V251H237ZM237 254H236V256H237ZM256 254V253H255ZM104 255H103V257H104ZM198 255V254H197ZM232 255V254H231ZM97 256V255H96ZM100 256V255H99ZM161 256V257H160ZM186 256V255H185ZM192 256H193V254H192ZM255 256H258V255H255ZM199 257H200V255H199ZM249 257V256H248ZM263 257V256H262ZM195 258V257H194ZM202 258V257H201ZM229 258V257H228ZM96 259V258H95ZM186 259H188V261H189V258H186ZM193 259V258H192ZM206 259V258H205ZM230 259H231V256H230ZM245 259V258H244ZM243 259V261H245ZM202 260H203V258H202ZM208 260H210L209 258H208ZM246 260H248V259H246ZM251 260V259H250ZM262 260V259H261ZM261 260H260V262H261ZM212 261H214V260H212ZM259 261V260H258ZM258 261L256 262V264H258ZM210 262V261H209ZM225 262V261H224ZM254 264H255V262L254 261H252ZM199 263V262H198ZM197 263V264H198ZM201 263V262H200ZM214 263V262H213ZM264 263V262H263ZM203 264H204V262H203ZM216 264V263H215ZM228 264H229V262H228ZM231 264H246V263H241L240 262V260H238V259H234V260H232V263ZM248 264H252V263H248Z\"/></svg>",
  "mask_w": 264,
  "mask_h": 264
},
{
  "label": "snow or ice",
  "instance_id": "6c2138e0",
  "mask_svg": "<svg viewBox=\"0 0 264 264\" xmlns=\"http://www.w3.org/2000/svg\"><path fill=\"white\" fill-rule=\"evenodd\" d=\"M113 152L115 151V149L112 150ZM111 156V152L108 153L107 155L103 156L100 160L97 161L98 164H103L105 163ZM27 197L25 196V199H24V203L27 204ZM31 226H29L30 228Z\"/></svg>",
  "mask_w": 264,
  "mask_h": 264
}]
</instances>
